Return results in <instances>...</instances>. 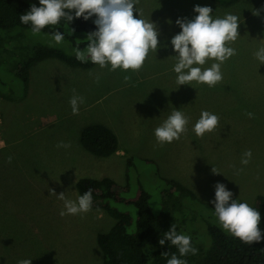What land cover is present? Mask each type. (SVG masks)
<instances>
[{
    "label": "rangeland",
    "instance_id": "374dc122",
    "mask_svg": "<svg viewBox=\"0 0 264 264\" xmlns=\"http://www.w3.org/2000/svg\"><path fill=\"white\" fill-rule=\"evenodd\" d=\"M27 1L39 4V0ZM197 5L211 7L213 18L230 13L241 20L240 37L229 44L236 55L222 64L223 79L211 88L196 82L178 85L173 71L177 60L170 41L181 31L176 20L194 18ZM135 7L134 16L153 22L159 32L156 53L150 52L135 73L95 64L68 66L44 58L32 63L25 84L12 65L27 52L17 47L21 41L27 43V34L33 42L71 54L74 47L65 39L56 44L53 35L41 32L22 30L27 33L22 38L23 33L16 35L19 29H0V264L23 259H31V264H98L102 253L96 236L114 218L96 207L88 213L60 216L64 202L49 189L76 201L79 177L106 175L124 185L129 158L133 166L122 194L128 196L142 185L150 192L154 213L162 177L179 180L201 201L214 200L217 183L249 205L257 195H264V64L259 65L254 56L264 46V0L229 5L212 0H139ZM254 10H260L259 15H253ZM95 19L93 15L88 20ZM125 75L131 77L127 82ZM73 90L84 97L79 117L64 109H71ZM175 110L188 118L187 131L179 140L160 146L154 130ZM205 110L217 115L219 123L200 138L193 126ZM249 112L253 118L247 116ZM96 115L117 137L119 150L113 155L95 156L79 141L80 128L97 120ZM61 142L71 146L58 148ZM247 150L252 157L244 166L240 160ZM212 167L221 174H213Z\"/></svg>",
    "mask_w": 264,
    "mask_h": 264
},
{
    "label": "clouds",
    "instance_id": "9594fccd",
    "mask_svg": "<svg viewBox=\"0 0 264 264\" xmlns=\"http://www.w3.org/2000/svg\"><path fill=\"white\" fill-rule=\"evenodd\" d=\"M138 3L139 0H39L40 6L32 5L25 14L20 15V22L30 24L32 33L36 35L45 27L58 25L62 18L67 22L80 17L87 21L95 15L93 23L97 30L87 35L86 49L81 50L79 47L73 49L76 59L81 63L90 60L101 69L108 67L110 71L120 69L135 73L143 68L149 53H156L159 46L156 25L140 16L139 18L134 16ZM193 11L198 15L191 20L187 18L176 20L181 31L170 41L177 60L173 71L177 74L178 85L196 82L211 88L223 79L222 64L236 55V50L229 44L240 37L238 28L241 20L239 16L230 13L225 14L223 18H213V9L209 6L197 5ZM259 11L254 10L253 15H259ZM53 40L60 44L64 40V33L56 31ZM254 56L259 65L264 64V46L260 47ZM210 60L215 62L204 68L203 66ZM123 79L127 82L131 77L125 75ZM73 92L69 103L72 113L76 115L79 112V105L84 103V97L76 95L75 90ZM247 116L253 118L254 114L249 112ZM218 123L219 117L205 110L194 124L193 131L197 137L202 138L206 133L213 132ZM187 124L188 118L183 112L173 111L154 130L157 144L163 146L179 140L181 134L187 131ZM70 146L63 142L57 145L58 148ZM251 157V150L245 151L240 160L241 165L246 166ZM11 161L12 157L9 156L8 162ZM211 171L213 174H221L214 167ZM238 171H243V168ZM214 187L215 198L209 203L214 204L215 215L221 227L245 244L252 245L253 242L264 239L260 227L261 213L246 202L238 203L232 199V192L227 190L224 184L217 183ZM49 192L64 202L60 216L80 215L92 209L90 188L76 201L67 199L64 192L59 195L53 189H49ZM166 241L177 247L181 257L188 253L197 254L198 250L191 245V237L177 234L174 224L164 232L158 243L163 246ZM17 264H31V259L20 260ZM167 264H186V261L173 254L167 260Z\"/></svg>",
    "mask_w": 264,
    "mask_h": 264
},
{
    "label": "trees",
    "instance_id": "16d2710c",
    "mask_svg": "<svg viewBox=\"0 0 264 264\" xmlns=\"http://www.w3.org/2000/svg\"><path fill=\"white\" fill-rule=\"evenodd\" d=\"M213 1L229 5L238 0ZM32 5L40 6L27 0H0V29H19L16 35L23 33L21 35L24 38V34L32 30L30 24L20 22V15L25 14ZM96 30L93 22L80 17L71 22L62 18L58 25L45 27L41 33L54 35L56 31H60L72 47L83 49L88 44L87 36H79ZM27 35V43L21 41L17 46L27 52L20 61L12 65L15 74L25 84L29 80L32 63L44 58L54 57L68 64L84 67L93 64L90 60L81 63L75 54L68 53L61 47L33 42L31 34ZM79 141L83 148L98 157H107L119 150L115 133L102 123L83 126ZM132 164L129 158L124 185L106 175L99 178L79 177L75 182L79 195L92 189V207L101 208L114 218L113 224L96 236L102 253L98 264H167L173 254L185 260L186 264H264V239L249 245L232 236L221 227L215 215L214 204L198 199L193 191L177 179L161 178L162 187L155 213L149 203L150 192L142 185L134 188L130 195H123ZM249 206L261 213L260 227L264 236V195H257ZM196 208L198 213L194 214ZM172 224L175 225L177 234L191 237V245L198 250L197 254L188 253L181 257L177 247L170 241H166L163 246L159 245L158 241Z\"/></svg>",
    "mask_w": 264,
    "mask_h": 264
},
{
    "label": "crops",
    "instance_id": "0c3cea01",
    "mask_svg": "<svg viewBox=\"0 0 264 264\" xmlns=\"http://www.w3.org/2000/svg\"><path fill=\"white\" fill-rule=\"evenodd\" d=\"M213 1V0H212ZM214 2V1H213ZM234 4V3H233ZM49 58H54V57H48V59ZM57 59V58H56ZM43 60H45V59H43ZM57 60H59V59H57ZM60 62H64V61H62V60H59ZM66 65H68V66H71V65H69V64H67V63H65ZM77 66V65H76ZM91 66H88L87 68H90ZM31 68V67H30ZM73 68H76V67H73ZM83 68H85V67H83ZM64 109H66V114H69V116H75V117H79V116H81V114H82V108L81 107H79V112H78V114H76V115H74L73 113H72V109H67V108H64ZM62 112H59V111H57V115H60ZM98 115H96V117H97ZM101 116H98L97 117V120H93V121H91V122H87L85 125H87V124H90V123H102V124H104V125H106L107 127H109L112 131H113V129L109 126V125H107V124H105V123H103L104 121L103 120H101ZM85 125H83V126H85ZM82 126V127H83ZM81 127V128H82ZM81 128H80V130H81ZM114 132V131H113ZM79 134H80V132H79Z\"/></svg>",
    "mask_w": 264,
    "mask_h": 264
}]
</instances>
